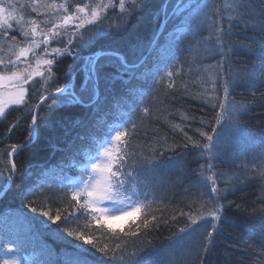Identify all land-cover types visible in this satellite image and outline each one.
<instances>
[{
	"label": "trees",
	"instance_id": "obj_1",
	"mask_svg": "<svg viewBox=\"0 0 264 264\" xmlns=\"http://www.w3.org/2000/svg\"><path fill=\"white\" fill-rule=\"evenodd\" d=\"M164 1L149 0L139 22L123 34L114 32L88 46L80 43L76 48L79 56L86 57L104 46L119 50L130 63L136 62L155 34L162 11L158 10ZM175 1L167 0L168 11ZM10 2L16 5L15 19L22 20L26 30L30 32L35 21L38 38L40 30L52 29L53 24L62 22L63 15V9L54 8L49 13L40 5L65 4L70 6V12L85 5L84 0ZM197 4L206 5L204 12L208 13V19L203 24L192 11ZM116 13V8L109 9L103 16L104 23H111L118 17ZM12 23L13 29L9 30L7 38L0 30V61L4 62L0 66L6 65L10 57L14 60L20 48L28 44L21 35L20 26L15 20ZM216 28L224 33L220 41ZM262 29L264 0H193L168 19L149 61L123 77V81L130 80V83L102 80L95 106L77 108L55 130L44 123L47 117L41 113L39 141L13 158L20 171L0 199V264H5L6 260L9 264H15L14 260L17 264H65L75 252L68 240L82 242L74 238L61 240L54 232L56 224L43 223L46 218L42 212L55 216L58 210L62 217L69 216L72 220L62 225L61 230L79 231L100 247L108 244L115 248L116 244H121L127 256L135 254L145 264L154 261L163 264H264V179L261 178L264 173V69L259 67L260 57L248 51L253 47V40L257 44L264 41ZM71 38L69 29L48 47L63 48L65 44L60 40ZM132 45H138L135 51ZM44 47L41 44L36 52H42ZM81 66L82 60L74 56L56 57L54 78L41 82L39 77H34L36 82L26 85L27 107L23 104L13 106L6 119L0 118V185L7 175L5 166H10L7 151L12 144H23L27 139L30 112L41 92L44 88L52 91L56 85L63 86L71 70H75L78 88L83 78L79 71ZM169 71L174 73L172 77L167 75ZM233 78L240 79L241 83L229 87V99L236 106H246L247 111H233L231 105L224 110L218 103L213 107L212 103H204L200 98L203 94L204 99H223V83ZM169 83L173 85L171 88ZM88 96L86 93L85 99ZM144 108H148L150 114H145ZM218 113H222L219 123L216 122ZM120 120L121 126L118 125ZM132 123L137 125L134 132ZM12 125L16 126L9 134ZM173 125L179 127L173 130ZM196 129L213 136V141L209 142ZM117 130L132 132L131 136L123 138L127 146L119 145L128 156L125 171H134L138 176L139 198L143 205H150L141 206L139 213L111 224L115 235L122 237L119 240L107 228L95 231L99 227L95 221L89 224V216L78 214L69 206V203L76 204L71 200L72 193L82 188L87 178L88 158H94L97 145L105 139L115 144L111 138ZM184 132L201 147H194L187 141ZM206 144L207 149L203 147ZM209 160L211 169L208 168ZM213 182L222 192L217 201L221 206L219 220H213L203 211L209 206L207 202L215 199L211 192ZM29 190L32 194L25 197ZM85 198L81 197V203ZM29 202L36 212L24 207ZM181 212L188 215H181ZM152 216L156 220H152ZM189 216H203L204 219H197V224L192 225L193 231L181 233L180 229L191 223ZM145 218L150 222L147 230L142 224ZM165 220L167 223L163 222ZM136 224L141 225L138 236L124 237L129 227L137 231ZM213 224L217 225L218 232L213 230ZM208 231H213L214 236L206 249ZM9 246L13 251H8ZM84 247L89 249L90 264H112L92 246Z\"/></svg>",
	"mask_w": 264,
	"mask_h": 264
},
{
	"label": "snow or ice",
	"instance_id": "obj_2",
	"mask_svg": "<svg viewBox=\"0 0 264 264\" xmlns=\"http://www.w3.org/2000/svg\"><path fill=\"white\" fill-rule=\"evenodd\" d=\"M149 0H142L141 3H133L131 8L125 6V0H119V9H120V22L117 24L104 23V17L102 12L111 7V5H97L92 7L87 5L85 7H76L75 11H69L70 6L65 4H44L40 5L47 9L49 13H52V9L59 8L63 9L62 22L60 24H53L52 29L47 31L40 30V38H38L37 33L38 29L35 26V21L32 22L33 27L31 31L25 29L23 26V21L15 19L14 13L16 12V5L10 2V0H0V30H2L3 35L7 38L9 35V30L13 29V21L20 26L21 35L28 41L26 47H21L19 53L16 55V59L12 60L9 58L5 69L11 72L10 76H0V81H8L11 84V87L16 91L9 94L8 100L0 103V118L6 119L8 114L13 110V106H18L23 104L27 107L26 94L28 89L25 88V85L30 83H35L34 77H40L42 79H51L54 78L53 65L55 58L63 55L74 56L78 60H82V66L79 71L83 74L82 81L77 88L75 80V70H71L69 73L68 82L63 86L56 85L53 91H49L48 88L44 90L39 95V101L34 106L30 112V123L28 124V134L27 139L23 144H12L11 150L7 151V158L9 160L10 166H5V171L7 172L5 182L0 187H3L5 190L9 189V186L13 184L17 178V173L20 169L17 167L16 163L13 162V158L24 148H27L29 145L37 144L39 141L40 127H41V113H44L47 119L44 120V123L50 125L53 130L61 126L66 116H70L77 108L83 107H93L99 99V89L101 81L115 82L116 80H121L123 83L128 84L129 81H123V77L128 73L132 72L133 69L139 67L137 63H130L127 57L117 49L107 48L101 46L99 51H96L90 56L80 57L79 53L76 51V48L80 43H84L85 46L96 43L100 38L106 37L114 32H123L127 31L129 27L133 24L139 22L141 14L148 7ZM206 5L197 4L192 11L195 13L196 17H200V23L203 24L208 19V13L204 12ZM86 8H90V14L86 11ZM36 8H33L35 11ZM164 11L167 15L168 8L167 4L162 5V8L158 11ZM180 5L177 3L176 7L173 9V13L180 11ZM219 13V9H217ZM191 19V17H190ZM86 25L90 27H85ZM72 27V38L67 39L66 41L61 39L60 42L65 44V47L53 48L51 53L48 52V46L51 41H56L58 37H63L68 31L69 27ZM264 31V29H262ZM217 40L220 41L224 33L221 29L216 28ZM14 40L15 37H12ZM41 44L44 47L45 55H50L52 58H44L36 60V67L33 68L31 63H28L27 66L21 68L20 64L23 63L21 58L37 57L38 53L36 49L40 48ZM253 47L248 48L249 53H254L258 55L262 61L260 68L264 69V41L257 42L252 41ZM153 46H155V41H153ZM222 46V45H221ZM138 45H132L131 48L133 51L136 50ZM215 51V49H212ZM3 61H0V64H3ZM43 68V70H41ZM115 69L114 72H109L108 69ZM179 71V70H177ZM169 77H172L174 73L172 71L167 72ZM133 79L135 77H132ZM241 83L240 79L233 78L231 82L223 83L224 98L220 99L219 97H213L212 100L204 99V95L201 94L200 98L204 103H212V106L215 107L216 103L219 104V107L224 110H228L229 106H232V110H243L247 111L246 106H236L234 102L229 99V87H236ZM173 85L169 83L168 87L171 88ZM51 87V85H50ZM216 91V83L213 82V92ZM89 94L88 98L85 99V94ZM196 98V97H193ZM7 109V111H6ZM145 114H150L148 108H144ZM48 114H55L49 116ZM218 113L216 117V122H220V115ZM73 122L77 121L75 118H72ZM195 120V117H192ZM131 122V121H129ZM203 123V121H201ZM19 124V120L17 121ZM16 125H12L8 129L10 134L13 128ZM137 125L132 123V131L134 132ZM173 130H175L177 125H173ZM237 127H239L237 125ZM183 131V128L180 129ZM201 136L206 137V139L211 142L213 141V136L205 133L201 129H196ZM215 131V128L213 129ZM132 132H125L117 130L115 135L111 138L112 141H115V144L105 142L104 144L97 145V155L103 157L104 159L93 160L92 157L88 158L86 162V167L90 164L91 173L88 175V178L83 180V187L78 188L73 191L71 200L75 201L76 204L73 206L69 203L70 207L74 208V211L78 214H85L90 217L89 224L91 221L99 226L95 231H103L104 228H107L108 232L113 233V237L117 240L122 239L120 236L115 235V229L110 224L112 220L123 219L124 217L132 216L135 213H139L141 206L150 207V205H143V202L140 200V192L137 190V184L139 182L138 176L134 174V171H125L127 165V153L119 145L124 143L125 147L127 146V141L123 138L131 136ZM184 137L187 141L191 142L194 147H201L198 141L194 140L191 136L184 132ZM167 141L165 140V143ZM207 149L209 146L206 144L203 146ZM208 168H212L211 160L208 162ZM261 178L264 179V173H261ZM211 180V177L208 178ZM205 188L207 184L203 185ZM264 191V188H262ZM211 192L215 199H210L208 207L204 208L203 211H206L208 215L212 217L213 220L221 219L219 213L221 206L218 205L217 201L222 195L221 189L217 187L216 183L213 182L211 185ZM32 190H29L25 193L31 195ZM86 196L81 203V197ZM135 197V199L133 198ZM106 202H110L112 205H119L115 211L105 206ZM24 207L30 208L32 212H36L35 207H31V202L24 205ZM130 209V210H129ZM181 215H188V213H180ZM46 219L43 221L44 224H47L49 221L52 224H56L57 227L54 229V232L57 238L61 240H67V238H74L73 240H68V243L73 246L75 249L74 254L66 260L65 264H90L87 253L89 249L85 248V245H90L101 253L104 257H108L112 264H145V262L137 259L135 254L129 257L127 253L123 251L121 244H116L115 248L109 247L108 244H105L103 247L97 246L93 243V239L83 235L79 231H73L67 228L61 230L62 225H67L72 222L69 216H63L58 210L55 216L50 215L49 212L44 211L41 213ZM175 219V217H173ZM197 219H204L203 216L193 218L189 216L190 225L186 228H181V233H186L193 231L192 225L197 224ZM152 220H156L155 216H152ZM57 221H60V224H57ZM167 223V221H163ZM208 223L207 220L204 221ZM135 224V221H133ZM143 229L147 230L150 226V222L145 218L142 222ZM213 230L218 232L219 229L216 224L212 225ZM141 225L136 224L137 231H133L131 227L127 232H124V237H136L139 234ZM123 232V229H121ZM213 231L207 232V243L205 248H208V245L213 242ZM182 238V237H181ZM8 251H13L12 247L9 246ZM5 264H9L6 260ZM151 264H163L162 261H154Z\"/></svg>",
	"mask_w": 264,
	"mask_h": 264
},
{
	"label": "rangeland",
	"instance_id": "obj_3",
	"mask_svg": "<svg viewBox=\"0 0 264 264\" xmlns=\"http://www.w3.org/2000/svg\"><path fill=\"white\" fill-rule=\"evenodd\" d=\"M84 1H85L84 7L87 6V5H91L92 7H96L97 5H111V7L105 9L101 13L102 16H104L109 9H115L116 8V10L118 11V13H116V16H118V17L115 18V19H113L111 21L112 24L117 23L120 20V18H121L119 16L120 15L119 14L120 13L119 0H84ZM134 2H136V1H134V0H125V6L130 9L131 8V5ZM192 2H193V0H184L183 3L180 5L181 10L184 9V8H186L187 6H189ZM58 5H60V4H58ZM173 9H174V6H172V8L169 11H171ZM86 11L89 12V14H90L91 9L90 8H86ZM177 14H179V11H177L175 13H172L171 17H173V16H175ZM69 29L71 31L73 30L71 26L69 27ZM52 49L53 48L48 47V52L51 53ZM44 58H52V57L50 55H47L46 56L45 53H44V50H43L42 52L38 53V56L37 57H31V56H29L27 58H21L23 60V63L20 64L19 67L23 68V67L27 66L28 63H31L32 66H33V68H35L36 67V60L37 59H44ZM138 68H140V67H138ZM138 68H136V69H138ZM4 69H5V65L0 66V76H10L11 75V72L10 71H7V70H4ZM41 70H43V68ZM40 81L43 82V81H46V79L40 78ZM15 91L16 90L11 87V84L8 81H0V103H3L4 101L8 100L9 94L14 93ZM120 125H121V122H120ZM96 159L103 160L104 158L97 156ZM96 159H94V160H96ZM87 167H88L87 170H89L91 172L90 164ZM105 206L108 207V208H110V209H112L113 211H115L117 208L120 207L119 205H112L110 202H106L105 203ZM128 217H124L123 219H118V220H112V221H110V224L113 225V224L120 223L121 221L125 220ZM14 263L16 264L15 260H14Z\"/></svg>",
	"mask_w": 264,
	"mask_h": 264
},
{
	"label": "water",
	"instance_id": "obj_4",
	"mask_svg": "<svg viewBox=\"0 0 264 264\" xmlns=\"http://www.w3.org/2000/svg\"><path fill=\"white\" fill-rule=\"evenodd\" d=\"M177 3H180V0H178V1L176 2L175 6L177 5ZM164 4H165V3H164ZM164 4H163V5H164ZM168 17H169V16L164 17V11H162V19H161L160 24H159V26H158V28H157V31H156V33H155V35H154V37H153V39H152V41H151V43H150L148 49H147V51H146V52L144 53V55L140 58V60L137 62V64L139 65V67L142 66V65L148 60V58L150 57L151 53L153 52V50H154V48H155V46H156V44H157V41H158V39H159V37H160V34L162 33V30H163V28H164V25H165V23H166ZM153 41H155V46H153ZM38 101H39V100H38ZM37 103H38V102H37ZM37 103H36V104H37ZM5 191H6V190L3 188L2 191L0 192V198L3 196V194L5 193Z\"/></svg>",
	"mask_w": 264,
	"mask_h": 264
},
{
	"label": "bare ground",
	"instance_id": "obj_5",
	"mask_svg": "<svg viewBox=\"0 0 264 264\" xmlns=\"http://www.w3.org/2000/svg\"><path fill=\"white\" fill-rule=\"evenodd\" d=\"M167 21H168V20H167ZM167 21H166V22H167ZM102 92H103L104 95L106 94V92H105V90H104L103 88H102ZM2 189H3V188H2ZM2 189L0 190V192L2 191ZM6 191H7V190H6ZM6 191H5V192H6Z\"/></svg>",
	"mask_w": 264,
	"mask_h": 264
}]
</instances>
